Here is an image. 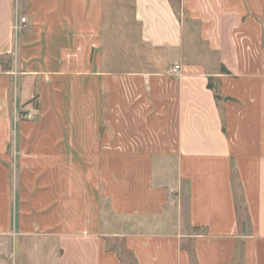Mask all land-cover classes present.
Wrapping results in <instances>:
<instances>
[{
	"label": "crops",
	"instance_id": "crops-1",
	"mask_svg": "<svg viewBox=\"0 0 264 264\" xmlns=\"http://www.w3.org/2000/svg\"><path fill=\"white\" fill-rule=\"evenodd\" d=\"M119 236L264 264V0H0V264H126Z\"/></svg>",
	"mask_w": 264,
	"mask_h": 264
},
{
	"label": "rangeland",
	"instance_id": "rangeland-1",
	"mask_svg": "<svg viewBox=\"0 0 264 264\" xmlns=\"http://www.w3.org/2000/svg\"><path fill=\"white\" fill-rule=\"evenodd\" d=\"M125 48V47H124ZM123 48V49H124ZM120 49H122V47L120 48ZM126 49V48H125ZM126 50H128V49H126ZM224 114V113H223ZM233 168H234V178H235V181H236V187H235V189H236V195L238 196V201H239V204H240V206L241 207H243V205H242V196H241V187L239 188L238 186H239V184H238V173H237V169H236V164L235 163H233ZM182 187H187L185 184H183V186ZM183 201H184V204L186 205V196H185V194L183 195ZM243 210V209H242ZM16 212L15 211H13V215L15 214ZM242 214H243V211L241 212ZM183 214H184V217L186 216V213L185 212H183ZM16 215V214H15ZM172 218L170 219V221L172 220L173 221V219L175 218V215H172L171 216ZM169 224H173L172 222L171 223H169ZM115 225V229H118V228H120V226H121V224H120V222L119 221H117V223L116 224H114ZM155 226H157V225H155ZM161 227L163 226V225H160ZM167 226H170V225H164L163 227H167ZM195 231H193V230H188V233H190V234H192V233H194ZM109 242H110V244H115L117 247H118V251L120 252V254L122 253V255H123V259H124V261L126 262V264H135V262H134V259L131 257V255L130 254H128L127 253V251L125 250V246H124V242H125V239H124V237L123 236H119V237H114V238H112V239H110L109 240ZM191 245H192V238H190V239H186V240H184V246H186L187 248H189V249H191ZM32 246V245H31ZM21 247H22V249H24L25 248V243L24 242H21ZM0 248H4L5 250H6V252H8L9 251V253H12L13 252V245H12V241L11 242H8V241H6L5 239H0ZM27 251V250H26ZM25 250H23V252H26ZM26 255L27 256H24V258H23V261L24 262H27L28 263V260L30 259V257L32 256V253H30V251L28 250L27 251V253H26ZM30 256V257H29ZM5 259H6V264H13V260H12V257H11V259H10V256H6V257H4ZM36 259H39V258H36Z\"/></svg>",
	"mask_w": 264,
	"mask_h": 264
},
{
	"label": "trees",
	"instance_id": "trees-1",
	"mask_svg": "<svg viewBox=\"0 0 264 264\" xmlns=\"http://www.w3.org/2000/svg\"><path fill=\"white\" fill-rule=\"evenodd\" d=\"M217 98H219V95L216 96ZM237 197V208H238V214L240 215L241 218L244 217V214H245V208L244 207H241L240 204H239V201H238V196ZM243 209V210H242ZM243 211V214L241 213ZM121 256L123 258V255L121 253Z\"/></svg>",
	"mask_w": 264,
	"mask_h": 264
},
{
	"label": "built area",
	"instance_id": "built-area-1",
	"mask_svg": "<svg viewBox=\"0 0 264 264\" xmlns=\"http://www.w3.org/2000/svg\"><path fill=\"white\" fill-rule=\"evenodd\" d=\"M21 21L26 22V17H22ZM178 68H179V66H176V69H178Z\"/></svg>",
	"mask_w": 264,
	"mask_h": 264
}]
</instances>
